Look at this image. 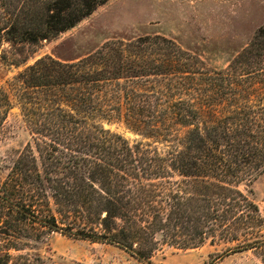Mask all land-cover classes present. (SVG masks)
<instances>
[{
  "label": "trees",
  "instance_id": "1",
  "mask_svg": "<svg viewBox=\"0 0 264 264\" xmlns=\"http://www.w3.org/2000/svg\"><path fill=\"white\" fill-rule=\"evenodd\" d=\"M109 1L23 2L29 18L7 36L50 40ZM120 45L70 64L42 58L19 74L32 142L0 185V264H48L24 253L46 232L147 263L158 234L184 248L235 243L228 251H258L264 264V217L240 189L264 171V95L253 85L264 88V27L219 71L190 65L161 36ZM97 120L165 148L130 144Z\"/></svg>",
  "mask_w": 264,
  "mask_h": 264
},
{
  "label": "rangeland",
  "instance_id": "2",
  "mask_svg": "<svg viewBox=\"0 0 264 264\" xmlns=\"http://www.w3.org/2000/svg\"><path fill=\"white\" fill-rule=\"evenodd\" d=\"M28 1L0 0V185L19 154L32 142L21 111L24 85L19 74L36 61L49 57L70 64L94 55L109 43L125 47L142 37L161 36L192 57L187 60L190 65L219 71L226 69L264 27V0H110L73 29L32 44L7 36L17 18L21 25L29 18L22 8ZM8 2L11 10L5 7ZM253 85L263 96L260 83L253 81ZM100 123L130 144L165 148L122 121ZM240 189L251 190L264 217V171L248 186L241 184ZM156 239L159 246L149 263L118 247L76 240L57 232H46L39 242H30L24 253L39 255L48 264H263L258 251H228L235 243L210 244L207 240L195 248H184L161 242L159 234Z\"/></svg>",
  "mask_w": 264,
  "mask_h": 264
}]
</instances>
